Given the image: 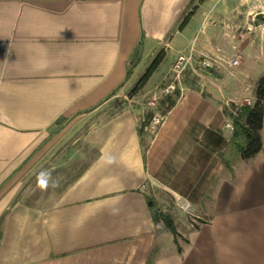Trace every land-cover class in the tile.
<instances>
[{
    "label": "crops",
    "instance_id": "obj_1",
    "mask_svg": "<svg viewBox=\"0 0 264 264\" xmlns=\"http://www.w3.org/2000/svg\"><path fill=\"white\" fill-rule=\"evenodd\" d=\"M259 2L0 0V264H264V123L257 155L230 161L243 138L224 114L252 106L254 89L207 87L224 65L264 76V21H246ZM139 45L149 55L162 46L174 61L191 55L195 75L203 62L213 73L181 85L153 133L132 102L94 121L84 141L97 155L60 195L10 205L4 189L21 160L55 121L124 87ZM152 186L174 196L177 246L152 219ZM181 214L195 224H179Z\"/></svg>",
    "mask_w": 264,
    "mask_h": 264
},
{
    "label": "rangeland",
    "instance_id": "obj_2",
    "mask_svg": "<svg viewBox=\"0 0 264 264\" xmlns=\"http://www.w3.org/2000/svg\"><path fill=\"white\" fill-rule=\"evenodd\" d=\"M259 3L251 5L247 10L246 21L249 24L257 23L253 14L261 12ZM246 31L244 30V33ZM160 51L164 52V58L152 71L142 89L132 96L131 90ZM140 52L139 45L127 62L124 87L117 88V91L108 94L97 108L74 116L61 117L48 128L38 147L21 160L7 180L4 190L7 191L11 200L10 205L19 201L27 205L52 203L96 157L97 151L90 148L84 141V136L94 121L114 115L129 102L145 108L143 116L145 122L154 113L164 117L171 104L176 102L181 85L199 86L206 82V76L213 73L210 69L205 71L204 69L207 68L200 66L197 72L199 75H195L193 69L197 64L196 61L187 64L177 77V71L173 69L174 55H170L167 49L155 45L150 55L146 52L140 54ZM255 77L248 72L236 74L234 70L224 65L223 72H220L218 76L211 77V82L207 84V87L214 85L228 94L246 82V84L252 85V89L255 91L256 80L259 79ZM170 86H173L174 89H170ZM151 102H155L153 107ZM158 127H152V133ZM229 150L234 152V154L232 151L229 153L231 154L229 160L233 161L238 156V151L232 146L229 147ZM145 192L165 214L171 215L174 196L167 193L165 189L155 186L149 187ZM179 210L178 208L177 212ZM179 218L184 221L187 218V221L195 224L188 214L186 218L183 214L180 217L177 216V222L182 224L183 221ZM169 236L171 237L170 234Z\"/></svg>",
    "mask_w": 264,
    "mask_h": 264
},
{
    "label": "trees",
    "instance_id": "obj_3",
    "mask_svg": "<svg viewBox=\"0 0 264 264\" xmlns=\"http://www.w3.org/2000/svg\"><path fill=\"white\" fill-rule=\"evenodd\" d=\"M190 13H188L181 21L178 29H181L187 22ZM164 58V52L157 53L153 63L147 71L140 77L136 86L131 90V95H135L140 91L146 83L152 71L158 66ZM255 101L252 106H241L238 108L236 115H233L224 109V114L229 116L235 126L234 137L243 138V143L237 144V151L241 159L248 160L257 155L261 149V128L264 123V76H261L255 86ZM173 104H171L172 106ZM147 205L151 211L154 223L162 221L166 229L173 235L174 242L177 246L178 234L174 226V222L169 214H165L157 208L155 202L147 198ZM146 264H152V256H150Z\"/></svg>",
    "mask_w": 264,
    "mask_h": 264
},
{
    "label": "built area",
    "instance_id": "obj_4",
    "mask_svg": "<svg viewBox=\"0 0 264 264\" xmlns=\"http://www.w3.org/2000/svg\"><path fill=\"white\" fill-rule=\"evenodd\" d=\"M260 3H261V5H260V11H261V12H260V13L264 14V0H260ZM256 14H258V13L254 12L253 16L256 17ZM191 60H192L191 55H188V56H185V55H179V56L176 58V60H175V62H174V65H173V69H174L175 71H177V77H178V75L181 73V71L184 69V67H185L187 64L191 63ZM236 63H237V60L235 59L234 62H233V64H236ZM200 65H201L202 67H205V68H209V67H210V64H209V63H206V62H203V63H201ZM169 88H170V89H174L173 86H170ZM167 91H168V90H167ZM151 105H152V107H153V106L155 105V102H151ZM163 119H164V117H162V116H160V115L154 113V114L152 115L151 119H150V125H151L153 128L156 127V126H159V125H161V123L163 122ZM225 127H226V128H230V129L233 128V126L230 125V124H225Z\"/></svg>",
    "mask_w": 264,
    "mask_h": 264
},
{
    "label": "water",
    "instance_id": "obj_5",
    "mask_svg": "<svg viewBox=\"0 0 264 264\" xmlns=\"http://www.w3.org/2000/svg\"><path fill=\"white\" fill-rule=\"evenodd\" d=\"M256 18H257L259 21H264V14H262V13H258V14H256Z\"/></svg>",
    "mask_w": 264,
    "mask_h": 264
}]
</instances>
